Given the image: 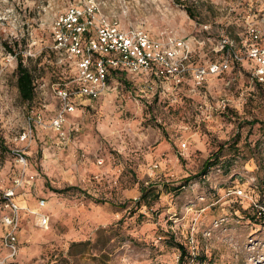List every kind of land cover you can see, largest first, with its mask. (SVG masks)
<instances>
[{
    "label": "rangeland",
    "instance_id": "rangeland-1",
    "mask_svg": "<svg viewBox=\"0 0 264 264\" xmlns=\"http://www.w3.org/2000/svg\"><path fill=\"white\" fill-rule=\"evenodd\" d=\"M90 1L125 31L187 41L192 65L264 17V0H0V264H264V87L244 63L201 86L110 72L98 97L74 95L79 58L54 47L52 24Z\"/></svg>",
    "mask_w": 264,
    "mask_h": 264
},
{
    "label": "built area",
    "instance_id": "built-area-1",
    "mask_svg": "<svg viewBox=\"0 0 264 264\" xmlns=\"http://www.w3.org/2000/svg\"><path fill=\"white\" fill-rule=\"evenodd\" d=\"M98 5L92 1L82 6H71L52 24L54 47L76 56L80 70L79 85L73 94L90 99L96 98L109 88L110 70L117 69L131 74H145L151 83L172 80L180 84L185 76L193 78L201 86L209 76L218 75L235 65L247 63L252 78L264 86V17L256 14L247 20L246 38L239 42L225 37L219 38L214 49L220 58L207 64L192 65L187 41L169 43L157 41L142 29L125 31L117 21L97 18ZM151 86V85H149ZM65 100L63 110H72L74 105L67 100V91H60ZM63 113L55 119L54 125L60 130ZM19 162H24L21 156ZM17 184L20 179H17ZM242 194L241 189L237 190ZM13 190L6 193L8 205L14 211L18 206L11 201ZM12 219L5 218L11 225ZM43 222L47 219L43 216ZM7 243L15 249V237L9 232Z\"/></svg>",
    "mask_w": 264,
    "mask_h": 264
},
{
    "label": "trees",
    "instance_id": "trees-1",
    "mask_svg": "<svg viewBox=\"0 0 264 264\" xmlns=\"http://www.w3.org/2000/svg\"><path fill=\"white\" fill-rule=\"evenodd\" d=\"M189 14L192 15L190 13V10H189ZM5 47L7 49H9V51H11V47L10 46L5 45ZM17 60H18V66H17V73H18L17 86H18V90H19L20 96H21V98L24 101H31L34 98V96H35V83H34L33 74L24 65L22 55H17ZM110 72L111 73H114L113 76H116L117 78H118V76H120V74H123V72L121 70H117V69L110 70ZM110 80H111V75L109 74V82H110ZM260 86H262V85H260ZM2 142H3V140H0V145L1 146H2ZM210 165H212V162L210 160H207L205 162V164H204L203 169H202L203 173H205L207 171V169L210 167ZM146 191H147V188H145V187L142 188V192L143 193H146ZM143 195H142V198H144ZM262 202H260V203H262ZM145 204L146 205H149L150 202L145 200ZM263 207H264V202H263ZM178 247L181 249V255H184V253H185L184 246L183 245H179ZM183 260H184V258L181 257V259H180L181 263L183 262Z\"/></svg>",
    "mask_w": 264,
    "mask_h": 264
}]
</instances>
